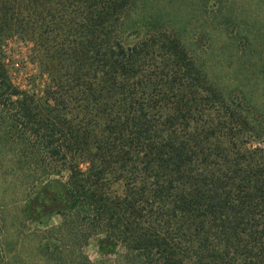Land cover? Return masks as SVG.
<instances>
[{"label":"trees","instance_id":"obj_1","mask_svg":"<svg viewBox=\"0 0 264 264\" xmlns=\"http://www.w3.org/2000/svg\"><path fill=\"white\" fill-rule=\"evenodd\" d=\"M133 2L0 0L8 134H27L56 175L24 209H53L40 223L73 213L101 254L123 244L138 264H264V150L245 141L259 135L253 106L228 111L232 100L175 36L125 43ZM13 38L31 44L48 79L40 92L10 82L3 49Z\"/></svg>","mask_w":264,"mask_h":264},{"label":"rangeland","instance_id":"obj_2","mask_svg":"<svg viewBox=\"0 0 264 264\" xmlns=\"http://www.w3.org/2000/svg\"><path fill=\"white\" fill-rule=\"evenodd\" d=\"M122 26L125 43L158 32L177 37L206 83L232 100L228 111H236L239 101L253 106L251 129L259 135L245 141L264 150V0H134ZM6 43L10 82L40 92L48 79L31 61V44L16 38ZM5 103L0 101V264H138V250L123 244L101 254L97 237L85 240V226L73 213L40 223L35 217L53 209H24L38 183L56 175L33 158L27 134H8ZM112 190L120 194L122 187L117 183Z\"/></svg>","mask_w":264,"mask_h":264}]
</instances>
